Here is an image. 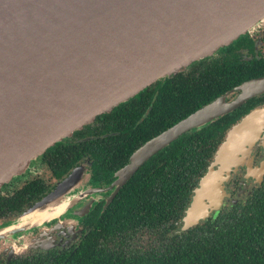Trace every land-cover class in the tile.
I'll return each instance as SVG.
<instances>
[{
  "label": "water",
  "instance_id": "water-1",
  "mask_svg": "<svg viewBox=\"0 0 264 264\" xmlns=\"http://www.w3.org/2000/svg\"><path fill=\"white\" fill-rule=\"evenodd\" d=\"M262 24L264 0H0V187L98 116ZM261 94L264 77L245 81L147 140L114 174L115 193L181 136ZM258 145L264 147V105L228 129L193 190L182 230L220 209L231 171ZM85 171L73 168L0 228V240L50 220L28 216L65 205L61 216L90 194L75 189Z\"/></svg>",
  "mask_w": 264,
  "mask_h": 264
},
{
  "label": "flooded vegetation",
  "instance_id": "flooded-vegetation-1",
  "mask_svg": "<svg viewBox=\"0 0 264 264\" xmlns=\"http://www.w3.org/2000/svg\"><path fill=\"white\" fill-rule=\"evenodd\" d=\"M223 54L242 66L250 67L253 77L248 80L264 77V24L241 35L230 45L216 51L213 56L221 57ZM236 95L237 93L230 95L229 100ZM250 100L251 108L229 125L220 137L209 141L202 154L210 158L207 167L213 161L215 152L224 141L228 129L255 107L264 105V94ZM150 109L151 107L146 109L143 117L149 114ZM143 117L137 124L144 120ZM119 123L120 120L117 118L109 123L96 118L91 124L74 132L70 138L62 140L64 144L74 142L78 145L77 162L69 172L63 173L67 165L66 158L56 161L55 157L44 158V154L31 162L27 176H24L25 173L0 187V228L16 222L20 214L50 193L75 167L84 165L86 168L75 189L79 192L91 190L90 194L82 197V200L69 208L65 214L8 239H1L0 264H68L73 256L78 255L85 243L93 244L88 250L94 252L98 262L127 264L133 257L141 258L140 256L145 260H155V256L164 259L165 255L172 252L171 245L175 242L179 244L180 238L192 237L190 231L192 228L205 222L228 223L234 219H241L242 214L250 208L264 209L263 145L251 150L248 163L231 171L224 183L220 209L211 212L205 220L187 230H182V220L198 182L190 191L189 201L182 214H179L178 210L179 194L169 189L180 187V183L171 185L162 176L152 182H148L151 178L146 177L147 183L135 184L124 200L118 198L128 182L115 193L117 187L114 185V174L128 162L133 153L129 154L126 162L117 166L116 159L127 146V142V151L132 146L131 139L122 136L121 132L127 134L135 128L131 120H124L122 125ZM77 132L80 133L75 135ZM162 157L163 154L156 158L149 169L154 165L160 166ZM177 169L179 170L178 167ZM257 170L259 172L255 174ZM168 172H170L168 168L163 170V174L168 175ZM170 193L175 195L171 201L174 203L172 209L165 208L163 203L167 199L170 200ZM79 213H83L84 216ZM259 229L264 233V225H260ZM150 255L153 258H150Z\"/></svg>",
  "mask_w": 264,
  "mask_h": 264
},
{
  "label": "trees",
  "instance_id": "trees-1",
  "mask_svg": "<svg viewBox=\"0 0 264 264\" xmlns=\"http://www.w3.org/2000/svg\"><path fill=\"white\" fill-rule=\"evenodd\" d=\"M251 77L253 73L250 67L242 66L224 54L221 57H207L192 63L185 71L173 77L159 80L129 101L115 107L108 114L98 116L97 120L108 123L117 118L120 120V125L124 120H131V124L135 127L127 134L121 132L122 136L131 139L132 146L127 151V142V146L123 151L121 150L120 156L116 159L117 166L126 162L129 154L139 144L158 135ZM251 105L252 101L249 100L245 105L210 125L181 136L145 163L128 181L118 198L124 200L135 184L147 183L149 178L151 179L148 182H152L162 176L171 185L180 183V187L169 189L179 194L178 210L179 214H182L189 201L190 191L196 186L208 165L210 158L202 154L209 141L216 139L217 136L220 137L229 125L251 108ZM148 107H151L149 114L143 117ZM141 117L144 120L137 124ZM77 146L74 142L66 144L59 142L46 151L44 158L55 157L56 161L66 158L67 165L63 169L65 174L77 162ZM115 154L116 158L117 153ZM162 154V164L154 165L149 169L150 164ZM165 168L170 170L168 175L163 174ZM174 197L175 195L170 193V200L166 198L167 200L163 202L165 208H173L174 203L171 201ZM260 225H264V209L250 208L242 214L241 219H234L228 223L205 222L192 228L190 230L192 237L180 238L179 244L175 242L171 245L172 252L165 255L164 259L155 256V260H145L140 256L141 258L133 257L127 264H264V233L259 229ZM91 246L92 243L82 245L78 255L73 256L68 264L125 263L98 262L94 252L88 250ZM150 258L153 256L150 255Z\"/></svg>",
  "mask_w": 264,
  "mask_h": 264
},
{
  "label": "bare ground",
  "instance_id": "bare-ground-1",
  "mask_svg": "<svg viewBox=\"0 0 264 264\" xmlns=\"http://www.w3.org/2000/svg\"><path fill=\"white\" fill-rule=\"evenodd\" d=\"M64 207L65 205H61L57 207L56 210H53L52 212L45 210L40 213L32 214L31 216H28V217H33L36 223H40L45 219L48 220V219L58 216L63 211Z\"/></svg>",
  "mask_w": 264,
  "mask_h": 264
},
{
  "label": "rangeland",
  "instance_id": "rangeland-1",
  "mask_svg": "<svg viewBox=\"0 0 264 264\" xmlns=\"http://www.w3.org/2000/svg\"><path fill=\"white\" fill-rule=\"evenodd\" d=\"M28 174H27V172H26V174L24 175V176H27Z\"/></svg>",
  "mask_w": 264,
  "mask_h": 264
}]
</instances>
